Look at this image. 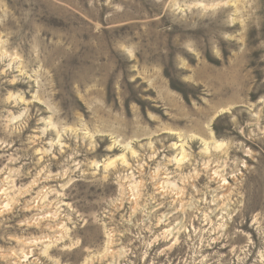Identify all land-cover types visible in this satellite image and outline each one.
<instances>
[{
  "label": "rangeland",
  "instance_id": "obj_1",
  "mask_svg": "<svg viewBox=\"0 0 264 264\" xmlns=\"http://www.w3.org/2000/svg\"><path fill=\"white\" fill-rule=\"evenodd\" d=\"M0 264H264V0H0Z\"/></svg>",
  "mask_w": 264,
  "mask_h": 264
},
{
  "label": "bare ground",
  "instance_id": "obj_2",
  "mask_svg": "<svg viewBox=\"0 0 264 264\" xmlns=\"http://www.w3.org/2000/svg\"><path fill=\"white\" fill-rule=\"evenodd\" d=\"M51 130V129H50ZM209 135H210V138H212V132L211 131H209ZM59 137V136H58ZM195 137V136H194ZM178 138H180V137H178ZM192 138V137H191ZM202 141H203V145L205 146V148H203V153L204 154H209L210 152H211V150L212 151H214V149H218V148H220L219 147V145L217 144L216 146L214 145V144H216L217 142H216V140H215V142L213 141V143H212V145H211V147H210V144L208 143V142H206L204 139H202V138H200ZM185 144H182V145H180V146H176V144H173V146L174 147H176V148H181V157L179 158V157H175L174 159H173V162L174 163H176V164H178V165H182L184 162H186V160H187V155L186 154H184V152H183V146H184ZM213 145H214V147H213ZM177 150V149H176ZM131 153V155H134V152H130ZM180 154V153H179ZM117 161H119L120 163L119 164H121V165H126V163H127V161H126V157L125 156H121ZM116 161V162H117ZM114 162L115 161H112V162H110L107 166H104V168H107V167H111V166H113V164H114ZM118 163V162H117ZM108 169V168H107ZM157 173H158V171H157ZM156 173V174H157ZM165 175H167V174H165ZM157 177V176H156ZM163 178H165V177H163ZM167 178V177H166ZM169 178V177H168ZM184 178V177H183ZM164 180H166V179H164ZM169 180V179H168ZM170 182V181H169ZM164 184V183H163ZM165 186H166V184H165ZM173 186V185H172ZM169 187V186H168ZM174 188H176V186L174 187ZM165 189V188H164ZM172 190V189H171ZM172 194V193H171ZM215 208V207H214ZM212 214V213H211Z\"/></svg>",
  "mask_w": 264,
  "mask_h": 264
}]
</instances>
